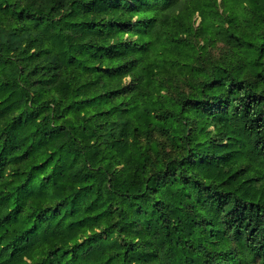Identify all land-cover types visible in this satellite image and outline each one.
<instances>
[{
	"label": "trees",
	"instance_id": "1",
	"mask_svg": "<svg viewBox=\"0 0 264 264\" xmlns=\"http://www.w3.org/2000/svg\"><path fill=\"white\" fill-rule=\"evenodd\" d=\"M0 264H264V0H0Z\"/></svg>",
	"mask_w": 264,
	"mask_h": 264
},
{
	"label": "rangeland",
	"instance_id": "2",
	"mask_svg": "<svg viewBox=\"0 0 264 264\" xmlns=\"http://www.w3.org/2000/svg\"><path fill=\"white\" fill-rule=\"evenodd\" d=\"M194 18L196 19V26H198L200 23V20H201L198 12L195 14ZM246 18H248V20L246 22L241 21L240 29L244 30V31H249L253 28L254 20L249 15H245V20H246ZM198 40L202 41V38H197L196 41H198ZM227 50H228V46L224 42L219 40L217 42V46L215 48H213V53L215 56H221L225 52H227Z\"/></svg>",
	"mask_w": 264,
	"mask_h": 264
}]
</instances>
